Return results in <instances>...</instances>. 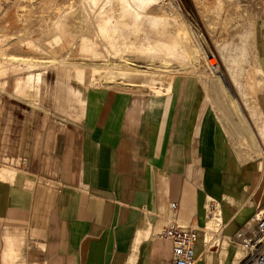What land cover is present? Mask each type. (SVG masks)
I'll use <instances>...</instances> for the list:
<instances>
[{"label":"crops","instance_id":"obj_1","mask_svg":"<svg viewBox=\"0 0 264 264\" xmlns=\"http://www.w3.org/2000/svg\"><path fill=\"white\" fill-rule=\"evenodd\" d=\"M223 64L161 92L67 85L60 115L18 119L0 145V264H168L173 224L198 230L197 264H240L236 233L264 203V66L242 83Z\"/></svg>","mask_w":264,"mask_h":264},{"label":"bare ground","instance_id":"obj_2","mask_svg":"<svg viewBox=\"0 0 264 264\" xmlns=\"http://www.w3.org/2000/svg\"><path fill=\"white\" fill-rule=\"evenodd\" d=\"M47 1L52 5L56 3V0ZM156 8L162 11H154ZM173 23L175 28L171 30ZM47 24L43 33L34 36L36 42L30 40L25 43L37 50L40 47L42 50L44 48L46 56H38L37 61L24 62L27 63L26 66L28 65L26 75L16 77L13 82V88L15 87V91L22 96L35 98L38 92L40 97L43 96L47 86L44 73L40 71L43 67L53 68L62 77V81H56L54 85L53 100L59 107L63 106L66 99L67 83L64 77L68 68L75 79L87 86L100 82L105 75L108 82H114L119 77L131 83L133 82L131 79L135 77L137 79L135 81L140 82L139 85L153 86L167 74H176V71L186 67L190 70L197 68L199 58L204 56L208 74H212L211 77H215L213 79L221 80L218 73L221 70L220 65L213 60L214 54L206 51L204 35L191 25L184 8L175 0H81L77 8L54 12L50 21L47 18ZM5 35L0 36L2 55L5 50L2 44L6 40ZM81 54H91L96 58L105 56L108 58L109 55H113L120 59L103 74L95 65L88 67L89 65L85 66L73 60L75 55ZM16 57L15 55L13 58L15 62L13 61L12 70L19 73L23 66L22 62H17ZM136 57H142L146 62L140 64L136 61ZM9 59L12 61L11 58ZM6 61L7 58L0 59V76L6 73L7 66L12 67L7 65ZM113 66H118L116 71L112 69ZM37 67H40L39 71L35 70L38 69ZM0 85L4 88L6 82H0ZM210 209L215 210L212 207ZM217 219L221 220L222 216L213 213L202 229V239L205 238L206 241L212 231H216L213 245L218 244L221 232L217 227ZM252 224L253 220L248 222L246 227ZM238 238L242 242L238 243L237 258H241L250 248L247 245V238L246 240Z\"/></svg>","mask_w":264,"mask_h":264},{"label":"rangeland","instance_id":"obj_3","mask_svg":"<svg viewBox=\"0 0 264 264\" xmlns=\"http://www.w3.org/2000/svg\"><path fill=\"white\" fill-rule=\"evenodd\" d=\"M175 2L181 4L191 25H194L198 31L204 35L206 51H211L214 54V57L212 58L215 62L219 63L220 69H222L223 65H227L222 62L226 63L229 61L231 65L235 64L233 74H235V76L238 77L242 83H245V71H247L249 65L264 66V0H175ZM80 3L81 0H56L54 5L48 3L47 0H0V29H2L0 31V36L3 37V35L6 34V40L2 43L5 50L3 55L0 53V59L7 58L6 62H8V64H6L12 66L11 68L7 66L8 70L6 73L3 76H0V82H6V86L4 87L5 89L2 85H0V145L2 144V139L9 136L11 138L13 137L15 127L18 125V119H22L23 115L29 114L30 112L35 115H60L61 112L56 105V101L53 99L55 93V82L62 81V77H60V75H58L53 68L45 69L43 67L42 70H40V67H37L38 69L35 68V70H40L44 73L43 76L47 83V86H45L46 90L43 91L45 95L41 93V96L43 94L42 97H40V92H38V96L35 98L22 96L15 91V87L13 88V82L16 77L26 75L28 71L26 68L28 65L26 66L27 63L24 64V62L33 60L37 61L38 56H46V50L44 48L42 50L40 47V49L37 50L36 48L29 47L28 43L25 44L26 41L32 40L33 42H36L34 36L37 37L41 34V32L43 33L45 28L48 26L47 18H49L50 21L54 12H61L69 8H77L80 6ZM154 11L162 10L156 8ZM171 13V17H173L172 10ZM167 14H169V12ZM253 17L254 20L252 19ZM173 28H175L174 23L171 25L170 29L173 30ZM30 35L33 36L30 37ZM15 55L17 56L16 58H18L17 62H22L23 67L26 66L24 68L22 67V71L19 73L12 70L14 61L13 58ZM105 57L96 58L93 55L91 56V54H81L75 55L73 60L84 64L85 66L89 65L88 67L95 65L104 74L105 71L111 69L110 66L118 62L120 59L119 57H114L113 55H109L108 58L107 56ZM9 58H11L12 61ZM204 58V56L199 58V65L197 68L190 70V68L187 69L186 67L185 69L176 71V74H167L163 76L157 84L160 91L155 90L157 88H153L154 85L143 84L138 86L137 84H140V82L135 81L137 80L135 77L131 79L133 80L131 84L135 85H131L127 83L130 81L123 78L120 79L119 77L115 79V81L123 80L126 83L119 84L115 81L108 82L106 80V75L100 82H97L94 85H128L144 88L153 92H161L163 89H169L171 83L177 81L181 76L197 75L202 77V71L205 76H211L212 74L207 73V61L206 58ZM135 59L140 64L146 62V60L142 57H136ZM116 67L118 66H113L112 69L116 71ZM64 78L70 91L78 89L82 86L87 87L83 82H80L73 77L69 68L66 69V77ZM168 86L169 88H167ZM220 90L221 88L218 87L215 91H212V93H215L217 97H222V99L231 100L230 98L223 97V92L221 93ZM253 93L257 94L259 91H254ZM241 96L242 95L239 94L235 98H241ZM253 96L250 95V97H252V100H249L250 105L255 101L256 96ZM72 97L74 96L72 95L71 98ZM213 213H216L221 217L220 210L218 208L216 210H209V216L213 215ZM216 222L218 223L217 227L221 230L222 219H217ZM244 228L245 225L241 230H244ZM254 232L255 230L248 231L245 234V237H250ZM215 238L216 231L214 230L210 234V237H208L207 242L210 243L212 240H215ZM240 242L242 241L240 240ZM14 263L24 264L17 261Z\"/></svg>","mask_w":264,"mask_h":264},{"label":"built area","instance_id":"obj_4","mask_svg":"<svg viewBox=\"0 0 264 264\" xmlns=\"http://www.w3.org/2000/svg\"><path fill=\"white\" fill-rule=\"evenodd\" d=\"M175 206V203L173 204ZM253 224L244 230H238L236 235L246 240L245 234L253 231V235L247 238L249 250L241 258L240 264H264V203L255 211ZM243 231V232H241ZM169 239L173 243V257L168 264H197L195 245L198 240V230L181 224H173L158 234Z\"/></svg>","mask_w":264,"mask_h":264}]
</instances>
